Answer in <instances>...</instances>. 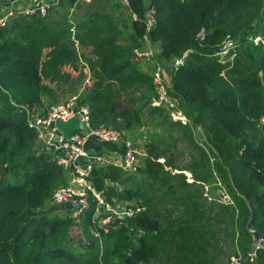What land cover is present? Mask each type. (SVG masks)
<instances>
[{"label":"trees","instance_id":"1","mask_svg":"<svg viewBox=\"0 0 264 264\" xmlns=\"http://www.w3.org/2000/svg\"><path fill=\"white\" fill-rule=\"evenodd\" d=\"M108 2L66 0L61 21H54L49 9L45 15H16L0 26V264H148L159 251L169 264H216L212 247L222 230L233 254H245L255 242L248 223L264 240V123L259 121L264 51L247 39L260 30L264 0H128L134 17H120ZM77 5L85 6V14L77 19L72 14V24L69 8ZM149 7L155 22L148 37L167 71V93L189 120L175 123L191 131V142L196 128L206 138L207 147L194 139L205 170L195 180L220 181L233 203L199 205L192 193L185 195L192 184L165 169L176 165L152 141L136 173L111 163L93 166L89 180L106 202L134 201L140 208L101 226L98 218L107 213L90 194L77 218L90 241L74 239L76 247L68 234L74 221L44 210L65 174L47 151L37 148L21 105L60 101L51 84L63 90L60 82L70 77L63 68L71 65L83 78L86 66L91 83L81 101L89 108L92 127L130 130L142 124L144 113L169 116L165 108L150 105L151 75L133 56L147 31ZM72 25L78 49L71 40ZM227 36L236 45L220 57ZM175 59L182 62L174 65ZM178 202L180 215L191 220L167 219V203ZM206 217L212 220L211 236L200 229ZM257 262L264 264L262 247Z\"/></svg>","mask_w":264,"mask_h":264},{"label":"built area","instance_id":"2","mask_svg":"<svg viewBox=\"0 0 264 264\" xmlns=\"http://www.w3.org/2000/svg\"><path fill=\"white\" fill-rule=\"evenodd\" d=\"M89 2L90 0H77ZM124 7H128V0H117ZM57 0H4L3 9L0 14V26L6 25L10 18L16 15L31 16L34 14L45 15V13L57 3ZM69 18L72 16V9L68 12ZM264 17V15H263ZM70 22H72L70 20ZM155 22L154 9L149 7L145 12L146 32L142 36L140 46L133 49L134 58L142 63H150L152 66L150 75L153 84L154 96L150 105L163 107L168 111V115L174 121L185 124L189 120L177 106L176 99L167 93L169 78L166 75L163 64L156 60L159 49L148 37L149 30ZM71 40L78 49V40L75 36L74 25L70 28ZM248 41L264 51V20L260 30L252 32L247 37ZM235 41L227 36L219 46L217 54L225 56L235 47ZM182 59H175L174 65H178ZM81 65H84L81 62ZM85 77L83 87L76 93L69 94L68 98L62 101L49 102L43 100L40 105L33 108L21 107L25 111L26 123L29 128L35 131L37 148L40 151H47L52 161L60 166L65 174V183L56 187L47 200L51 208L50 212L62 217L74 220L85 210L88 204V197L91 194L96 198L103 211L107 213L105 217H99L103 225L109 223L113 218L130 216L140 206H126L129 201H123L124 205L120 209H115L111 203L105 201L101 193L96 191L89 180L90 172L95 165H100L103 159H112L109 153L103 156V148L100 143L114 144L122 141L123 149L120 157L111 162L128 173H136L141 167L139 152L133 147L130 139H123V131H119L111 126L92 127L89 119V108L81 99L84 92L90 87V76L87 67L83 68ZM75 118L82 122L87 129L75 131L66 138L57 126L58 121H67ZM260 123H264V115L260 118ZM91 136L95 139L92 140ZM95 144V145H94ZM47 148V149H46ZM219 201L224 204H232L230 195L225 190H220ZM99 215V211L96 212ZM260 248L258 242H254L251 248L245 253L240 252L229 257L227 264H256L257 251Z\"/></svg>","mask_w":264,"mask_h":264},{"label":"rangeland","instance_id":"3","mask_svg":"<svg viewBox=\"0 0 264 264\" xmlns=\"http://www.w3.org/2000/svg\"><path fill=\"white\" fill-rule=\"evenodd\" d=\"M4 1V0H3ZM0 1V2H3ZM108 5H114L117 9V13L120 12L122 9L126 8L118 3L117 0H108ZM101 2V0H100ZM118 3L117 5L115 3ZM89 4L93 3V0H90L87 2ZM85 6H78L75 7L76 9L72 8V14L73 16L81 17L85 14L84 10ZM49 15L54 21H61L62 18L65 15V10L62 8H51ZM121 15V14H120ZM120 17H128V15H122ZM69 19V15H68ZM70 20V19H69ZM67 23V22H66ZM73 24V22H70ZM148 64V63H146ZM152 69V66H151ZM150 69V71H151ZM63 71L70 75L68 82H60L61 86L64 88L63 90H60V87H56V84H51L52 87L55 90V95L57 99H60L61 101L64 98H68L70 93L76 92L78 89L83 87L84 81L87 78L85 77L84 71H82L83 78L79 77V69H73L71 65H66L63 68ZM167 72V71H166ZM84 73V74H83ZM82 82V83H81ZM61 87V88H62ZM75 90V91H74ZM71 95V94H70ZM66 98V99H67ZM123 131L122 138L123 139H130L132 142H136V148L137 150H140L144 148L146 150L147 145L150 142H154L161 147L162 150L166 152L167 155H169L172 159V161L176 165V169H170L169 167H166V170L171 171V173H179L183 175L185 182L190 183L194 186H187L186 189L189 190V192H185V195H188L192 193L194 199L196 202L201 205L200 203L211 204V202H219L218 195L220 194V190H225L220 184V181L213 180L211 177L209 179V182H201L195 180V175L200 176L203 175L205 170L203 169V166H201L198 163L199 153L198 149L194 146L195 141L198 142L199 145H203L204 147H207L206 138L203 135L201 129L196 128L193 132L194 138H192V142L190 141L191 138V131H189L186 127L182 128L181 125L175 123L170 116L166 115V112H163L161 115H148L146 113L143 114V122L142 124L134 127L130 130H121ZM195 139V141H194ZM109 143H102L101 146H108ZM134 147V145H133ZM135 148V147H134ZM145 156H142L139 154V160L141 161L142 165V159ZM195 158V159H194ZM158 160L163 161V158H158ZM211 160V155H210ZM113 162V160H111ZM226 191V190H225ZM201 193V194H199ZM217 198V199H216ZM124 205L123 201H116L114 199L112 201L111 206L113 208L120 209ZM51 206V204H50ZM49 206L48 201L45 203L44 210H48L47 208H51ZM126 206H135L134 201H129V203ZM167 214L170 215L167 219L172 220L174 218H177L178 216H181L182 218H185V220H191V217L189 215H180L183 213V207L181 206L180 202L176 204L167 203ZM208 210L211 212L210 205L207 206ZM101 219V218H99ZM205 222L203 223L204 228H200L201 230H205L209 235L211 236V223L212 220L208 219L207 217L204 218ZM74 224L70 226L69 229V236L72 238L71 243L72 245L78 247V244L75 243L73 240L77 239L76 241H90L89 235L82 230L81 226L78 224V220L74 219ZM99 225H103L102 222L99 220ZM221 227L224 228V225H221ZM226 232L222 230V232L219 234L218 238V244L212 247V254L216 257V264H225V260L228 259V257L233 254L232 247L228 243V239L226 237ZM215 248H217L215 253ZM208 254L211 256V239L208 246ZM148 264H169L168 261H166V256L162 251H159L157 254V258H154L150 261Z\"/></svg>","mask_w":264,"mask_h":264},{"label":"crops","instance_id":"4","mask_svg":"<svg viewBox=\"0 0 264 264\" xmlns=\"http://www.w3.org/2000/svg\"><path fill=\"white\" fill-rule=\"evenodd\" d=\"M0 1H3V0H0ZM56 1V0H55ZM4 2V1H3ZM3 2H0V14L2 12V10L4 11L3 9ZM57 4L52 7V8H62L63 10L67 11V5H66V0H57L56 2ZM51 9V8H50ZM71 8H69L70 10ZM123 13V15H128V17H134V14L131 13L130 9H129V6L122 9L120 12H118V15L121 16ZM121 14V15H120ZM143 70H145L146 72L150 73V69H151V64L148 63H142L141 64ZM102 143H100V146H101ZM136 142H133V145L135 148L136 147ZM95 145V144H94ZM123 147V143L122 141L118 142V143H114V144H108V146H102L103 148V156L106 154V153H109L112 157V159H103L102 163L100 165H106V164H109L111 163L112 161L111 160H115L116 158L120 157V154H122V148ZM138 149V148H137ZM138 152L144 156L145 155V150L144 148L140 150H138ZM112 164V163H111ZM256 264H259L256 260Z\"/></svg>","mask_w":264,"mask_h":264},{"label":"water","instance_id":"5","mask_svg":"<svg viewBox=\"0 0 264 264\" xmlns=\"http://www.w3.org/2000/svg\"><path fill=\"white\" fill-rule=\"evenodd\" d=\"M57 126L66 138L70 137L75 131L87 129V127L82 122L75 118L69 119L67 121H58ZM91 139L94 140L95 138L91 136ZM247 229L253 235L254 241L258 242L260 247L264 248V240L260 239L258 232L251 228L250 223L247 224Z\"/></svg>","mask_w":264,"mask_h":264}]
</instances>
